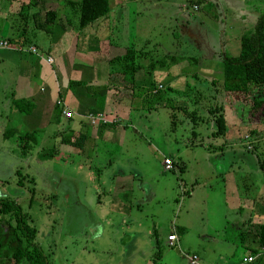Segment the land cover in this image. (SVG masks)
Wrapping results in <instances>:
<instances>
[{"label":"rangeland","instance_id":"374dc122","mask_svg":"<svg viewBox=\"0 0 264 264\" xmlns=\"http://www.w3.org/2000/svg\"><path fill=\"white\" fill-rule=\"evenodd\" d=\"M28 1L0 0V37L17 38L26 24L30 26L32 22L29 23L30 17L26 14ZM34 1L40 2V19L45 7L55 5L59 22L69 23L70 29L76 26L77 10L67 1L77 3L79 0ZM119 1L117 5L118 0H109L110 11L105 15L109 29L104 30L107 34L96 43L95 49L98 52L107 49L113 54L114 43L109 41H115L122 51L131 46L135 50L142 49L148 55L147 63L174 56L176 61L165 70L182 86H170L169 92L173 93L168 95L178 106L196 108L200 120L193 124L190 117L183 118L185 114L175 110L180 121L171 127L168 106L159 103L151 110L134 105L127 107L115 93L116 107L111 103L108 106L113 113H119L117 129L123 133L120 142L108 145L107 156H118L123 164L121 173L125 175L123 190L115 192L114 185H106L104 176L109 169L102 162L92 163L87 168L71 164L68 156L55 151L57 146L53 147V140L58 143L60 136L51 137L54 123L40 131L30 118L18 119L14 111L8 110L11 85L16 82L14 77L19 66L13 54H6L14 45H0V197L12 200L27 214L28 223L36 230L35 242L50 264H188L187 257L192 254L197 256L199 264H230L238 260L243 250L237 241L240 232H234L232 227L236 219L241 221L249 214L252 202L264 206V104L251 108L247 100L233 98L230 101L221 90L217 69L211 71L214 64L207 60L217 63L221 52L236 51L239 35L251 28L245 20H251L264 8V0H208L214 3L210 13L207 7L196 11V5L186 0ZM19 8L22 17L16 14ZM211 13L218 19L211 18ZM101 21L98 24L93 21L91 28L84 31L93 33ZM100 27L102 29V25ZM39 33L34 41L45 50L47 47L43 44H47L43 36L48 37V33ZM25 34L33 40L32 33ZM82 45L81 40L78 44L74 41L70 51H80ZM17 54L26 61L35 57L28 51ZM80 54L82 59H89L87 65L98 63L94 68L98 67L101 72L103 66L99 57ZM179 56L184 58L179 59ZM192 58L195 61L190 60ZM77 59L76 56L74 60ZM45 61L50 66L54 63L51 56ZM60 64L65 74L68 73L69 63L62 60ZM117 68V62L107 65L108 70ZM146 71L142 69L133 75L136 86L131 93L142 94L138 88L145 86ZM90 73L93 77L94 73ZM73 76L72 73L67 75L69 80ZM158 80L167 85V79L162 80L161 75ZM125 84L128 83L125 81ZM82 86L80 84L79 89ZM94 87L87 85L92 92ZM131 87L126 91L130 92ZM113 97L110 95L108 100ZM195 98L196 105L190 106ZM135 101H131L132 104ZM219 104L225 123L229 129H235V137L230 139L210 135L215 126L207 108ZM63 107L61 105V109H65ZM189 108L187 111L191 110ZM38 112L40 114V108ZM15 113L18 115L17 111ZM37 120L40 124V119ZM17 121L20 127L13 128L15 135L8 139L2 137ZM66 122L65 119L59 123ZM245 128L252 132L244 134L245 142H242L239 130ZM30 131L35 145L28 146L29 152L21 153L22 135ZM24 141L27 140L24 138ZM220 142L235 146L217 159L211 149ZM226 155L228 158H224ZM164 158L171 161L170 170L163 168ZM71 176L81 180L76 191L75 186L72 187V196ZM57 177L60 180L55 181ZM18 180L21 185L17 184ZM187 191L193 194L187 196ZM76 192L81 199H75ZM224 194L235 202L234 210L229 205L221 206ZM170 233L177 237L173 246L166 242Z\"/></svg>","mask_w":264,"mask_h":264},{"label":"crops","instance_id":"0c3cea01","mask_svg":"<svg viewBox=\"0 0 264 264\" xmlns=\"http://www.w3.org/2000/svg\"><path fill=\"white\" fill-rule=\"evenodd\" d=\"M117 3V5H119L120 1L118 0ZM29 8L31 10L30 11L28 9L29 12L34 14L29 18V23H32L30 26L28 25L29 27L26 24L22 28L21 35L17 38H13V40L16 42H8L6 37H0V41L5 39L7 40V44L14 45V47L8 49L9 53L6 54H13V60L19 66L16 68L14 77L16 82H13L11 85V101L9 105L10 109L8 110L11 112L14 111L13 114H15L14 116L17 118L23 116H26L27 119L30 118L32 123L37 124L35 129H40V131H43L47 127H51V124L54 123L55 126H52L53 131L51 137H55L56 134L60 136L58 143L57 141L53 140V147L57 146L55 148L57 150L55 151H58L59 155H62L63 153L66 157L68 156V160L71 164H76L87 168L92 166V163H97L98 165L100 162H102L104 166L109 169V172L104 176L106 185H114L115 192L119 190L122 191L123 189L121 188L124 187V180L122 177H125V175H122V169L120 168H123V164H121L118 160V156L116 158H110L107 156V153L109 151L108 145L115 142H120L119 139H121L120 136L122 135L123 131L117 129V126L120 124L119 113H113L108 105L109 103L114 106L117 104V102L114 101V97L117 96L114 95L115 93H118V95L122 98V103L127 107L134 105L131 102L134 101V99H136L135 108H139L141 102L140 97H135V93H131L133 91H126L128 90L127 88L131 86L134 88V84H125L119 74H115V71L107 69L110 57L112 58V56L119 55L123 52L120 46L117 45L119 42L109 41L114 43L113 54H110L109 50L107 51V49H103L100 52L95 49L96 43L101 41V39L105 37V34H107L104 30L107 31V29H109L107 25V17L104 16L102 17L103 19L98 18L94 20V22L96 21L98 24V22L101 21L99 19H102L99 28L92 30L93 33L84 31L89 27L91 28L93 22L81 29H77L76 26L71 27L70 29V26L68 25L69 23L67 22H55L51 28L52 31L48 33V37L43 36V40L46 41L45 44H47V46L44 44L43 46L47 48L42 50L40 49V44L37 41H34L38 33L42 31L40 30V2H32V5ZM33 8H37V10L33 11ZM108 11H110V9ZM101 25L102 29L100 27ZM25 32L32 33L33 40L29 39ZM73 38L77 44L80 40L84 43L80 51H70L72 50V43H74L72 40ZM24 51L33 52L35 57L32 58L31 61H26L22 55L16 56L17 53ZM68 51L70 54L67 53ZM80 53H84L85 55L90 54L91 57H99L103 66L101 72H98V67L94 68V66L99 65L98 63L87 65L89 59H82L79 57L81 56ZM48 56H51L54 60L52 66L48 65L45 61ZM76 56L78 59L75 61L74 58ZM62 60L67 61L70 65V68L67 71L68 73H72L74 75L71 80H69L67 77L68 73L65 74V69L60 68V62ZM142 61L143 60L139 61L140 64L142 66L146 65L143 64ZM209 61L214 64L211 65V68L213 67L211 71L217 69L219 73L218 78L221 82L222 74L219 66L214 60H207L208 63ZM105 67L106 69H104ZM159 69H162L163 71H157ZM165 69L166 67L164 66L156 67L150 70V73L147 74L148 79H146V83L144 85L146 86L147 84L151 83L150 81H153L157 87L160 86V88H167V95H171L173 91L170 93L168 87L170 88V86L175 87L178 85L182 86V84L178 83L174 75L166 73L167 70ZM91 71L94 73L93 77L91 76ZM96 73L99 74L96 75ZM159 74L161 75L162 80L167 79L166 86L158 80V77L160 76ZM96 83H98V85H96ZM80 84L83 86L79 89ZM87 85L90 86V88L94 87L93 85H96L94 87V91L92 92L90 89H88ZM110 95L114 97L108 100ZM124 99H126L125 102ZM17 100L24 101L26 105L31 104V110L27 113H24L23 111L16 109L14 106V101ZM137 100H139V103H137ZM119 103L121 102L119 101ZM55 105L57 106L58 110L57 115L54 113ZM61 105H64L63 108L68 109L66 111L70 110L72 112L71 118L66 119L63 117L62 111L65 109H61ZM39 108L40 114H38ZM15 111H17L18 115H16ZM37 119H40V124L38 123L39 121ZM65 119L67 120L66 123H59L61 120ZM18 122L19 121L14 124L15 126H10L8 129L12 130L14 127H20ZM228 126L229 125L226 124L224 136L230 139L231 137H235V129L234 127L229 129ZM30 130L34 131V129ZM13 135H15V132ZM215 146L216 147L212 148L211 150L216 153L217 159H221L223 158V153L227 150H231L235 144H221L220 142ZM52 151H54V149ZM97 153L99 154L97 155ZM224 158H228V155L224 156ZM56 180L60 179L57 177L55 178V181ZM69 180V190L71 192L70 195L72 196L74 193L72 187L75 186L76 191L77 184H80L78 182L81 180L73 178V176L69 177ZM189 192H186L187 196H191L193 194V191L190 193ZM75 199H81L80 197L78 198V193ZM224 205H229L232 210H234L236 207L235 202H231L230 198L226 197L225 194L223 196V201L221 202V206L225 207ZM250 205L251 208L249 210V214L244 216L241 221L236 219L234 226H232L234 232L237 230L238 233L240 232L237 237V241L243 250L240 252L239 256H237L238 260H234L232 262L230 261V264H243V258L246 257L248 253H250L249 251L255 250L260 246L257 225L264 223V206H259L253 202ZM251 224L255 225L256 228L254 229ZM230 255L232 256L234 253H230ZM259 264H264V261L262 260Z\"/></svg>","mask_w":264,"mask_h":264},{"label":"trees","instance_id":"16d2710c","mask_svg":"<svg viewBox=\"0 0 264 264\" xmlns=\"http://www.w3.org/2000/svg\"><path fill=\"white\" fill-rule=\"evenodd\" d=\"M186 1L190 5H196V11L203 7H207L209 12L212 8V4L214 5L213 2L208 0ZM32 2L35 1H28V7L26 9L27 17L34 15L29 12V7L32 5ZM67 4L72 7L75 6L74 9L77 10V29H81L94 20L105 16L109 10V0H79L77 3L67 1ZM262 4L264 5V1ZM17 11L16 14L22 17L21 9L19 8ZM210 15L211 18L218 19V16H216L215 13H211ZM55 22H59L55 5L45 7L43 9L42 18L40 19V30L49 33ZM246 22L251 24V28L242 31V34L239 35L236 51L221 52L218 57L219 59H217V65L222 74L221 90L227 94V98L230 99V101L233 100V98L243 101L247 100L250 102L251 108H258L264 104V8H261V11H258V14L254 15L251 20H249V18L248 21L245 20V23ZM245 28L246 26L242 29ZM6 39L8 42H16L10 37H6ZM7 40L3 39L1 41ZM147 57V53L142 49L135 50L131 46L125 49L121 54L110 58L109 63L113 64L117 62L118 68L116 69L115 74H119L121 79L124 82L126 81L129 85L134 84L136 86L132 77L139 69H147L148 71L145 73L148 74L153 68L164 66L169 67V64L176 61L174 56H165L168 60L165 57H161L155 61H148L146 65L142 66L139 61L146 60ZM178 58L182 59L184 57L179 56ZM190 60L195 61L193 58ZM150 82V84H147L148 87L145 86L146 88L139 86V93L142 94H134L135 97H140L141 108L151 110L159 103H162V106H168L170 108L169 118L171 127H175L177 122L180 121L174 114L175 110L182 111L185 114L183 118L188 119L190 117L193 124L197 122V119L200 120L199 115L195 110L196 108L192 109L193 107L189 108L186 105L178 106L174 104V100L165 94L167 88H160V86L157 87L155 82ZM130 91H133L132 87ZM186 95L187 94H184V96ZM230 103L232 104V102ZM192 105H196V98L191 100L190 106ZM14 106L24 113L29 112L32 108L31 104L26 105L22 100L14 101ZM188 108L191 110L187 111ZM54 109V112L58 113L56 105ZM207 110L208 113L211 114V120L215 126L210 135L212 137L224 135L226 131V123L220 112L222 110V105H214L210 109L207 108ZM239 132L242 136L241 141L245 142L243 135L251 133L252 130H250V128H245L241 129V131L239 130ZM194 133L195 132L192 130V134ZM13 134V129H6L3 132L2 137L8 139ZM248 134L247 136L249 137ZM22 136L23 140H21L22 143L19 145L20 152H29L28 146L35 145V137L32 132H25ZM24 138L27 141H24ZM19 178H22L20 174ZM17 184L21 185L22 183L18 180ZM0 215V264H50L43 254L42 249L35 242V228L28 223L27 214L22 211L18 204L6 197H0ZM5 215L7 217H5ZM257 230L259 244L262 246L264 245V223L258 224ZM257 249L249 252L256 253ZM261 261L262 259H256L250 263L243 264H259Z\"/></svg>","mask_w":264,"mask_h":264},{"label":"built area","instance_id":"2783aa9c","mask_svg":"<svg viewBox=\"0 0 264 264\" xmlns=\"http://www.w3.org/2000/svg\"><path fill=\"white\" fill-rule=\"evenodd\" d=\"M195 8V7H194ZM0 45L5 47L7 45L6 41H0ZM50 61V59H49ZM63 117L64 118H71L72 117V112L63 110ZM162 166L165 170H170L172 168V164L171 161L168 158H164L162 161ZM177 237L174 233H170L167 235L166 237V242L167 245L169 246H173L175 241H176ZM256 259H262L264 261V245L260 246L256 253H248L246 257L243 258V263H250ZM187 262L188 264H199V259L197 258V256L195 254H192L190 256L187 257Z\"/></svg>","mask_w":264,"mask_h":264}]
</instances>
